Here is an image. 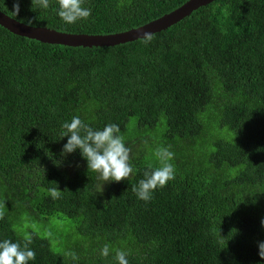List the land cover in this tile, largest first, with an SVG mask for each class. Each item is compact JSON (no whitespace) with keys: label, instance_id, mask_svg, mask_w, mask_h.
<instances>
[{"label":"trees","instance_id":"obj_1","mask_svg":"<svg viewBox=\"0 0 264 264\" xmlns=\"http://www.w3.org/2000/svg\"><path fill=\"white\" fill-rule=\"evenodd\" d=\"M187 1L84 0L91 14L74 24L55 0L35 11L20 0L16 17L13 0H0V11L28 26L110 35ZM74 116L119 126L132 149L127 180L95 193L79 149L61 155V126ZM158 147L175 154V178L145 202L132 187L159 166ZM54 187L60 199L48 195ZM0 213V242L31 236L28 264H118L117 249L129 264H264V0H215L148 44L66 47L0 27ZM51 221L68 228L55 242L36 231Z\"/></svg>","mask_w":264,"mask_h":264},{"label":"clouds","instance_id":"obj_2","mask_svg":"<svg viewBox=\"0 0 264 264\" xmlns=\"http://www.w3.org/2000/svg\"><path fill=\"white\" fill-rule=\"evenodd\" d=\"M50 2L51 0H31L32 10H47L50 7ZM55 3L58 6L55 9L56 15L67 24H74L78 20H87L91 14L90 8L83 7L84 0H55ZM19 12L20 0H13L12 15L16 17ZM153 39V33L145 32L141 37V42L148 44ZM119 132V126L116 124H107L102 130L94 129L83 123L79 116L72 117L71 122H64L61 126L60 137H67L61 155L70 154L79 149L81 157L87 162V171L96 173L95 193L102 194L105 183H119L127 180L133 173L132 149L125 145V138ZM144 143L146 145L147 141ZM154 155L159 166L149 165L143 173V178L136 186L132 187L137 198L145 202L152 199L154 190L163 188L167 182L175 178V168L171 163L175 154L168 147H158L155 149ZM46 191L54 200L61 198L62 191L58 187L49 188ZM2 218L3 213H0V219ZM260 225L261 228H264V217L261 218ZM31 243L30 235L24 237L23 246L8 239L0 242V264H28L29 261L34 260L35 252L29 247ZM257 244L258 255L261 260H264V241H258ZM109 253V245L105 244L100 249L99 255L107 258ZM64 255L72 261L79 259L73 251H67ZM128 255L129 252L117 249L114 259L118 264H129Z\"/></svg>","mask_w":264,"mask_h":264},{"label":"water","instance_id":"obj_3","mask_svg":"<svg viewBox=\"0 0 264 264\" xmlns=\"http://www.w3.org/2000/svg\"><path fill=\"white\" fill-rule=\"evenodd\" d=\"M215 0H188L183 5L138 28L110 35L67 34L45 27H33L21 23L0 11V27L9 33L43 44L66 47H113L141 39L145 32L159 33L188 17L193 11Z\"/></svg>","mask_w":264,"mask_h":264},{"label":"rangeland","instance_id":"obj_4","mask_svg":"<svg viewBox=\"0 0 264 264\" xmlns=\"http://www.w3.org/2000/svg\"><path fill=\"white\" fill-rule=\"evenodd\" d=\"M66 230H68L67 226L63 227L51 221L46 223L44 227L37 228L36 231L40 236L47 238L51 242H55L57 239L63 238V235L67 232Z\"/></svg>","mask_w":264,"mask_h":264}]
</instances>
